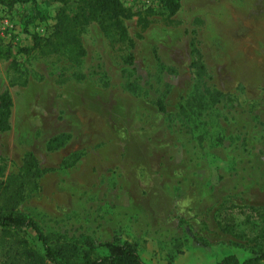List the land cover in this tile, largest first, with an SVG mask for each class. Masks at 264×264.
I'll use <instances>...</instances> for the list:
<instances>
[{
  "label": "rangeland",
  "instance_id": "obj_1",
  "mask_svg": "<svg viewBox=\"0 0 264 264\" xmlns=\"http://www.w3.org/2000/svg\"><path fill=\"white\" fill-rule=\"evenodd\" d=\"M119 1L132 13L124 24L141 96L121 87L124 41L91 22L80 33L81 57L63 48L40 53L31 35L49 36L61 2L0 6V93L11 98L0 181H16L26 151L41 170L16 211L76 258L124 240L146 264L264 253V0H180L170 17L159 0ZM64 5L74 10V0ZM191 37L211 86L234 98L188 135L166 125L154 100L173 114L190 90ZM62 131L65 144L47 152L46 139ZM68 155L79 158L59 165ZM12 238L40 250L30 229Z\"/></svg>",
  "mask_w": 264,
  "mask_h": 264
},
{
  "label": "trees",
  "instance_id": "obj_2",
  "mask_svg": "<svg viewBox=\"0 0 264 264\" xmlns=\"http://www.w3.org/2000/svg\"><path fill=\"white\" fill-rule=\"evenodd\" d=\"M61 6L54 15L55 22L49 36L41 39L38 35L32 34V45L30 48H37L40 53L55 52L58 48L73 54L74 57H81L84 49L80 42V33L85 27L93 22L105 35H113L117 40L124 41L129 52L123 59L125 67L122 71L121 87L124 91L141 96L145 94L144 88L140 85L139 76H133V41L128 36L124 21L132 13L130 9L119 0H74V10L67 12L65 5L69 0H58ZM33 2V0H0V6L11 9L16 3ZM160 6L166 16L170 17L176 13L180 6V0H159ZM194 34V31L191 30ZM42 40V41H41ZM189 54L191 56L188 66L193 69V81L190 90L186 93L180 103L177 104L173 114L165 112L163 100L157 97L154 100L156 110L164 114L167 126L177 125V130L190 134L192 128L200 121L201 117L207 115V111H214L215 105H227L233 100V96L217 90L209 83L211 76L202 61L201 52L198 48V41L191 37L189 41ZM154 58L160 71L166 70L159 62V58L153 52ZM170 71V69H168ZM9 83L12 81L9 80ZM165 93L168 83H164ZM11 98L6 91L0 93V134L9 128V115ZM204 125L200 122L198 125ZM174 133V131H172ZM68 133L58 132L49 136L44 149L53 152L62 147L67 139ZM201 139V136H199ZM195 141V138H193ZM216 140L220 142L221 138ZM79 155L66 156L59 165L62 167L72 166ZM41 170L32 152H24L21 164L17 173L16 181L11 184L0 181V229L5 233L0 240V264H146L139 257L133 244L128 241L113 242L106 245V253L96 257H90L86 252L76 258L74 252L63 245H51L47 237L38 228L35 221L16 211V205L24 198V190L27 183L39 177ZM9 182V183H10ZM31 230L34 237L40 244V250L34 249L24 239L12 238L13 233ZM7 235V236H6ZM215 264H264V253L252 254L242 260H238L233 254L221 257Z\"/></svg>",
  "mask_w": 264,
  "mask_h": 264
},
{
  "label": "crops",
  "instance_id": "obj_3",
  "mask_svg": "<svg viewBox=\"0 0 264 264\" xmlns=\"http://www.w3.org/2000/svg\"><path fill=\"white\" fill-rule=\"evenodd\" d=\"M78 160V159H77Z\"/></svg>",
  "mask_w": 264,
  "mask_h": 264
}]
</instances>
